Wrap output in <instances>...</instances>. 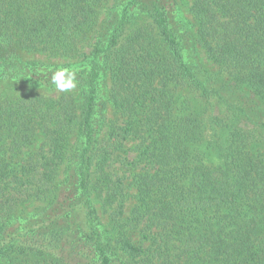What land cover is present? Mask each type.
<instances>
[{
  "label": "trees",
  "instance_id": "obj_1",
  "mask_svg": "<svg viewBox=\"0 0 264 264\" xmlns=\"http://www.w3.org/2000/svg\"><path fill=\"white\" fill-rule=\"evenodd\" d=\"M0 264H264V0H0Z\"/></svg>",
  "mask_w": 264,
  "mask_h": 264
},
{
  "label": "clouds",
  "instance_id": "obj_2",
  "mask_svg": "<svg viewBox=\"0 0 264 264\" xmlns=\"http://www.w3.org/2000/svg\"><path fill=\"white\" fill-rule=\"evenodd\" d=\"M50 80L57 92H69L77 87L76 73L69 68L57 69Z\"/></svg>",
  "mask_w": 264,
  "mask_h": 264
},
{
  "label": "rangeland",
  "instance_id": "obj_3",
  "mask_svg": "<svg viewBox=\"0 0 264 264\" xmlns=\"http://www.w3.org/2000/svg\"><path fill=\"white\" fill-rule=\"evenodd\" d=\"M185 1H188V0H185ZM182 10H183V13H184L185 15H188V17H190L189 14H188V12H187V10H186L184 7H182ZM7 88H8L9 90H16L17 88H20V87H18L16 83H15V84L12 83V84H9V85L7 86ZM55 91H56V89H55ZM129 155L131 156V155H132V152H130Z\"/></svg>",
  "mask_w": 264,
  "mask_h": 264
}]
</instances>
